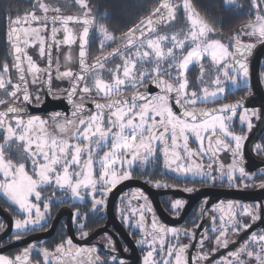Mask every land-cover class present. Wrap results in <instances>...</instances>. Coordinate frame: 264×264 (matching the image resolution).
Masks as SVG:
<instances>
[{"label": "snow or ice", "instance_id": "6c2138e0", "mask_svg": "<svg viewBox=\"0 0 264 264\" xmlns=\"http://www.w3.org/2000/svg\"><path fill=\"white\" fill-rule=\"evenodd\" d=\"M81 8L85 9L83 17L61 16L58 7H50L48 4L38 0V8L44 13L42 16L32 12L23 18L17 17L11 23L15 26L9 29L7 34L8 42L12 48V68L17 73V82L13 83L8 76L9 65H3L0 72V90L10 97L12 103L21 101L29 104L32 96L29 86L37 87L39 92L45 81L42 77L47 74L48 92L51 93V66L53 45L59 49L63 45L71 46L77 42V37L67 26L70 21L82 22L84 27L79 35V64L80 71L73 73L69 68L66 71H59L57 63V78H67L71 81V90L67 92L68 103L73 106L71 116L59 111L50 114L49 120L40 116L28 115L25 108L7 106L0 111V131L4 135V144L0 145V191L18 207L24 214V219L15 220L14 227L18 235L15 240H21L22 234L28 230H34L36 226L46 223V214L49 210V203L45 201L42 190L45 187H55L67 193H71L73 199L82 200L81 189L90 190L92 195L93 209L96 205L105 203V197L122 181L130 179L131 169L134 162L140 160L147 162L155 159L158 154L164 158L166 168L181 174L185 177L200 178L215 182L216 175L212 174L213 164L217 162V155L221 151L231 152L233 163L225 173L223 165L216 169L220 177L227 176L229 181L234 179V173L239 171L240 175L247 177L241 163L242 140L246 137L236 135L229 130L231 115H224L235 110L240 104H225L210 112L197 110L194 105L198 100L207 102L209 98H216L218 93L225 89L220 87V76L217 75L211 84L215 85L214 91H209L205 86L202 89L203 95L198 96L195 91H188L189 81L186 72L189 66L199 63L202 59L208 58L217 66L219 72L230 80L234 85L240 83L243 78L247 86L249 66L247 57L250 55L255 43H245L241 36L255 38L258 43L264 44V0H251L252 8L256 10V18L253 23L245 27L249 31H241L235 38L229 50V45L219 40L209 39V33L213 29L199 17L190 4V0H183L181 4H174L172 0H162L147 18L140 21L134 29H130L121 39L126 43L109 54V57H98L95 64L86 63L87 45L89 42V28L93 24L90 16V9L86 0H76ZM183 7L186 13L187 30H181L171 35H159L158 26L170 25L176 19L177 10ZM54 14L49 17L48 13ZM51 20L53 27L51 35L46 39L42 32L47 30V23ZM43 25L44 27H31L32 24ZM63 25V39H57V29L54 25ZM27 24L28 27H22ZM21 26V27H16ZM100 34L105 40L111 41L115 37L109 35L103 26H100ZM139 32L137 36L136 33ZM183 36V38H180ZM39 46V56L47 57V67L41 68L38 63L28 54V49ZM170 45V46H168ZM103 46V44L101 45ZM186 46H190L187 54H183ZM134 50V51H133ZM124 52H128L125 56ZM180 53L177 55V53ZM118 54L121 63L113 68H105V61L112 55ZM65 61H71V54L65 56ZM152 67L141 70L142 65ZM201 73L204 68L201 66ZM106 71L110 79H105L102 73ZM167 76L168 79L164 77ZM145 79L155 84L160 91L156 94L137 92L131 98L123 95L122 89L128 85L136 87L143 86ZM90 81V82H89ZM203 83V80L201 81ZM82 85V87H81ZM12 91H8V87ZM79 96L77 97V91ZM102 96L107 98L105 102H98L92 99L91 102L95 111L85 108L86 97ZM39 100V96H36ZM179 106V113L173 111V102ZM9 101L0 99V105H8ZM88 113L87 115L85 113ZM256 110L244 109L240 115V121H247L251 129V117H256ZM27 116V119L24 117ZM54 126L55 133L49 131ZM219 133V135H218ZM190 138L198 143V150H193L189 141ZM227 138L235 141V147L226 142ZM13 140L23 141L25 152L21 154L22 159L29 160L31 172L26 170L25 163H13L5 155V147ZM110 145V147H109ZM34 146V147H33ZM102 147H109L102 157H99V150ZM261 149L260 145L256 146ZM207 156L212 163L204 166L200 161ZM98 157V159H97ZM159 183L156 187H160ZM264 188V183L260 185ZM187 192L194 189L187 188ZM99 194L100 199L96 198ZM143 197V194L141 193ZM147 199V197H143ZM34 201V202H33ZM43 203V210L41 209ZM183 207V202L176 200L172 204L173 209ZM237 205L231 202L226 210L220 207L221 215L220 228H213L219 232L216 236L218 247H227L229 241L222 239L228 228L231 226L233 233L241 229L247 230L250 224H241L236 220L237 215L249 216L253 221L260 219L259 210H264V205L256 204L255 207L244 205L243 212L237 213ZM145 211L152 212L150 207L141 204L138 208L121 210V218L133 229H139L143 238L137 239L136 244L146 247L142 264H189L186 251L187 245L168 244L169 238H179L181 233L195 239L192 231H183L174 227H167L159 223L153 215L150 226L146 225ZM138 219H130L136 217ZM77 216L78 213H74ZM215 224L216 217H213ZM3 225H0L2 228ZM83 227V225H81ZM87 236L88 233H82ZM209 237L205 235L200 240V247L203 248L204 241ZM111 251L115 252L114 243L109 237ZM34 244L24 248L21 253L10 257L0 254V264H31L30 253ZM254 247L255 251L248 250ZM127 251V249H125ZM216 251L215 248L212 249ZM249 259L254 258L256 264H264V232H253L248 240L241 247L229 256L234 259L222 258L218 264H248L241 259L243 253ZM45 264L49 257L58 261V264H107L97 255V249L74 248L72 239L62 242L55 249V254L49 253L47 249L42 250ZM58 254V255H57ZM87 255V259L78 260V257ZM157 256L160 259H157ZM67 258V259H66ZM116 260L115 256L110 258ZM198 261H205L210 264L207 254H199L193 258V264ZM119 264H124L121 259Z\"/></svg>", "mask_w": 264, "mask_h": 264}, {"label": "flooded vegetation", "instance_id": "af4514ba", "mask_svg": "<svg viewBox=\"0 0 264 264\" xmlns=\"http://www.w3.org/2000/svg\"><path fill=\"white\" fill-rule=\"evenodd\" d=\"M94 22L95 18L93 24ZM78 27L80 30L81 25H78ZM91 29L90 31H92ZM241 31L242 30H240L239 33ZM227 33L228 32H215V40H219L221 43L226 44L223 38ZM46 36L47 30L45 31V37ZM240 39L245 43L256 44V47L252 49L250 55L247 57L249 66L247 86L244 85L243 78L240 79L239 84L234 85L230 80L224 77L219 70H215V76L212 75L211 72L205 73V70L202 74L200 70L201 66L197 64L189 66L186 76L189 81L188 91H195L198 96H201L200 92L204 86H213L211 81L214 80L217 75L220 76V86L225 89L221 95H217L216 98L209 99L207 102L198 100L194 105L197 110L205 111L211 107L217 109L225 104H236L240 102L235 110V115H232L231 111H226L223 114L232 116L231 121L228 122L229 130L236 135L246 137V139L241 142L242 159L238 167H243L245 169V172L248 173L247 177L241 176L239 171H236L234 173V179L229 181L226 175L224 178H221L220 173L216 171L221 165H223L225 173L229 170V166L233 163L231 152L221 151L218 153L217 162L213 164V169L211 170L212 174L217 176L215 182L177 174L166 168L163 156L158 154L155 159L150 158L147 162H142L140 160L134 162L131 169H129L131 172L130 179L118 184L104 198L105 203L96 205L95 209H93L92 195L89 194L90 190L81 189L80 191L83 199L76 200L72 198L70 192L66 194L58 188L51 186L43 188L42 195L45 201L50 205L48 213L46 214V223L42 222V226H36L34 230L30 229L24 232L21 240H15V236L20 233L15 229L14 223L17 219L23 220L24 214H22L15 205L8 202L3 197V191H0V208L4 211L3 213L5 215L4 217L0 216V225H3V227L0 228V250L6 249V251L1 254L14 257L30 244H34L35 247L30 253L31 264H45L42 250L47 249L49 253L55 254L56 247L71 238L74 248H91L94 246L97 249V255H99L102 260L106 261L107 264H119L121 259L124 260V264H142V258L147 248L138 246L136 240L142 239L143 236L139 229L131 228L128 223L122 220L121 210L138 208L143 204L152 209L150 213L145 211L146 225L150 226L154 215L159 223L167 227L181 229L182 232L192 231L195 233V239L186 237L181 233L178 239L169 238L167 240L168 244H182L188 246L185 255L189 260V264H193V258L202 253L209 256L210 264H218L222 258L226 260L234 259L229 256V253L236 252L241 245L248 240L251 233L264 232V210L258 211L260 219L255 221L249 216L237 215L236 220L239 221V223L251 225L247 230L241 229L238 233H233L231 231V226L225 225L228 231L222 239H227L229 241L226 248L216 245V236L219 235V232L213 231L214 227L220 228L219 217L221 213L218 210L220 207H224L226 210L227 205L231 202L237 205L235 210L237 213H240L243 212L244 205L253 207H255L256 204L264 205V188L260 187V185L264 183V44L258 43L255 38H249L247 36H241ZM123 42L125 41L120 42L118 45ZM118 45L109 47L101 53H92L93 55L87 52L88 62L114 50ZM189 49L190 48L183 51V54L186 55ZM229 50L234 51L231 46H229ZM124 55L127 56L128 52H124ZM120 63L121 58L116 54L105 61V68H113ZM201 65L204 68V65ZM151 67L152 65L148 64L140 66L141 70L146 68L150 69ZM70 68L73 73H75L77 68V42L75 58L71 62ZM216 68L217 66L215 65V69ZM254 69H256V73L253 72ZM102 75L105 79H110L106 71H104ZM164 78L168 79L167 76ZM42 79L45 81L44 76ZM202 80L203 83L201 82ZM13 83H16V81ZM149 84L150 81L145 79L143 86L137 85L136 87H132L128 85L122 89V93L131 98V96L137 92H144L145 88L148 92ZM70 86L71 81L69 79L57 78L52 63V94L46 91L45 83L40 87L39 92H37V87L39 86L30 85L29 92L32 96L31 105L32 107L38 106L39 111H26L27 114L40 116L45 120H49L50 114L57 111L71 116L73 106L68 103L66 97ZM256 87L257 90H255ZM10 90L12 89L9 86L8 91ZM159 91L160 89L156 85L154 89L151 90L153 94ZM37 95L39 96V100L36 99ZM78 96L79 90L77 91V97ZM6 98L9 99V104L0 107V111L4 110L9 105L28 110V105H25L21 101H16L15 104H13L10 97L6 96ZM93 98L97 101H105L107 99L102 96H95V94H93L92 97H86V109L88 103L91 102ZM172 103L173 111L179 113V106L175 105L174 101ZM245 108L256 110L258 114L256 117H251V129L248 128L247 121L243 123L240 121V115L244 112ZM85 114L87 115L88 113L86 112ZM49 124H52L51 120H49ZM49 131L55 133L57 130L52 126L49 128ZM226 142L235 147V141L231 138H227ZM3 144L4 135L3 132L0 131V145ZM189 145L193 150H198L199 148L194 138H190ZM257 145L261 146L260 150H257ZM109 147H102L99 150V157H102L104 152L109 150ZM22 153L26 155L23 141L13 140L5 147V155L8 159H11L13 163L17 164L25 163L26 170L31 172V163L29 160L21 158ZM200 162L204 166L212 163L207 156ZM157 183L161 186L156 187ZM187 188H192L194 191L187 192L185 191ZM141 193L143 197H147L146 200L143 199ZM96 198L100 199L99 194H96ZM176 200L182 201L183 207L173 209L172 204ZM40 206L43 210V203H41ZM74 213H78V215L74 216ZM213 217H216L215 224L213 223ZM130 219H138V214L136 217L130 215ZM81 225H83V227H81ZM84 232L88 233V235L83 236L82 233ZM205 235L209 238L204 241L203 248L201 249L200 240ZM109 237L114 243L115 252L111 251ZM213 248L216 249L215 252L212 251ZM125 249H127V251H125ZM248 250L255 251L256 249L254 247H249ZM112 256L116 257L115 261L110 259ZM77 259L86 260L87 255L85 254L82 258L78 257ZM157 259H160V257L157 256ZM241 259L246 260L248 264H256L255 259H249L246 252L241 255ZM47 264H58V261L53 260L50 256ZM71 264H75V262H71ZM197 264H206V262L198 261Z\"/></svg>", "mask_w": 264, "mask_h": 264}, {"label": "trees", "instance_id": "16d2710c", "mask_svg": "<svg viewBox=\"0 0 264 264\" xmlns=\"http://www.w3.org/2000/svg\"><path fill=\"white\" fill-rule=\"evenodd\" d=\"M239 1L240 9L226 6L224 0H190V4L199 17L213 29L208 38L215 39V32H230L256 16L251 0ZM42 2L69 13L84 14L86 11L76 3V0H42ZM86 3L91 10L90 15L103 24L107 31L115 35L125 33L136 26L150 15L158 4L156 0H86ZM32 12H41L38 8V0H0V72L3 71V65L7 63L9 65L8 76L13 82L15 77L10 43L7 39L8 24L16 16L28 15ZM182 23V10L178 9L172 26L176 24L180 28ZM89 45L88 42L87 52L90 50Z\"/></svg>", "mask_w": 264, "mask_h": 264}, {"label": "rangeland", "instance_id": "374dc122", "mask_svg": "<svg viewBox=\"0 0 264 264\" xmlns=\"http://www.w3.org/2000/svg\"><path fill=\"white\" fill-rule=\"evenodd\" d=\"M156 1L158 2L157 6H156V8H157V7L160 6L161 0H156ZM239 2H240L239 0H224V4L226 6H231V7H234L236 9H240V7H241V6H239L240 5ZM172 3H174V4H181L182 5L183 0H172ZM156 8H154L151 11V13ZM179 9L182 10V17H183V23L182 24L183 25L180 28H178L176 26V24H174V26H172V22H173L172 21L170 23V25H164L161 29L158 30V34L159 35H165V34L171 35V34H173L175 32H180L181 30H184V31L187 30L186 13L184 12L183 7L179 8ZM36 14H44V13L41 11V12L36 13ZM59 14H74V13H69L67 11H61V12H59ZM255 18H256V16L252 20H247V22H244L241 25H239V27H237L238 29L236 28L235 30H232V31L228 32L227 34H225L223 39H225L224 41L226 42V44L229 45V46H231L232 43H234V38L238 35V33H239L240 30L249 31V29H247L245 26L248 25V24H250V23H253L255 21ZM139 24H140V22L137 25H139ZM67 26L73 31V33L77 37L78 31H79L78 25H67ZM100 26H103L104 29H106V27L103 24H101L99 21L95 20V22L93 24V27L91 29L92 31H90V34H89V44H90L89 45V49H90L89 50V54L90 55L97 54V53H101L102 51H104L105 49H107L109 47H114V46L118 45L120 42L123 41L121 39V37H123L125 34H127L129 32V30H130L129 29L127 32L122 33V34L115 35V34L109 32V31H107V29H106V31H107V33L109 35H112V36L115 37L114 40L107 41L100 34V31H99L100 30ZM136 26L132 27L131 29H134ZM22 27H28V26H22ZM31 27H43V25L31 26ZM56 28L57 29H61V31H59L57 33V39L58 40H62L63 39V36H64V33L62 31L63 25H57ZM41 34L45 36V32H42ZM180 38H183V36H181ZM102 44H103V46H101ZM168 46H170V45H168ZM188 48H190V46H186L183 51L187 50ZM27 51H28V54L31 55L33 57V59L38 63V65L41 68H43L44 67V58H41L39 56V46H38V44H37L36 47H31ZM75 51H76V43H74L70 47L67 46V45H63L59 49H57L56 46L54 45V48H53V67H54V73L56 75H57V71H56V69H57V63L59 64V71L60 72H63V71L68 70L70 68L71 62L75 58ZM69 54H71V61L70 62L65 61V56H67ZM179 54L180 53L178 52L177 55H179ZM194 64H197L198 66H202L201 64H203L204 65V70L206 71L205 73L211 72V74L214 75V76H215V70H218V68L215 69V65L208 58H204L199 63H194ZM207 87L209 88V91H214L215 90V85H213V86H207ZM10 91H12V90H10ZM200 94H201V96L203 95L202 90H201ZM221 94L222 93H218V95H221ZM0 99H5V100H8L9 101V99L6 98V95L3 93V90H0ZM209 99H212V98H209ZM2 106H4V105H0V107H2ZM24 118L27 119V116H25ZM3 195H4L3 197L8 202H10L11 204H13L8 199V197L5 196L4 193H3ZM76 200H79V199H76ZM17 209H18V207H17Z\"/></svg>", "mask_w": 264, "mask_h": 264}, {"label": "water", "instance_id": "95a60500", "mask_svg": "<svg viewBox=\"0 0 264 264\" xmlns=\"http://www.w3.org/2000/svg\"><path fill=\"white\" fill-rule=\"evenodd\" d=\"M161 2H162V0H161ZM160 4H161V3H160ZM53 14H54V13H48L49 17H51ZM58 14H59V13H58ZM36 15H38V16H42V15H44V14H36ZM59 15H61V16H74V17H76V16L83 17V16H84V15H80V14H59ZM24 16H26V15L16 16V17L12 18L11 21H15V20L17 19V17L23 18ZM89 18L92 19V21H94V17H93V16L90 15ZM11 21H10L9 24H8V32H9V29H10L11 27L15 26V25H13V24L11 23ZM57 25H62V24L57 23V24L54 25V26L56 27ZM68 25H81V29L79 30V33H78V37H79V35H80V34L82 33V31H83V27H84L83 23H82V22H72V21H70V22L68 23ZM22 26H29V25L24 24V25H22ZM31 26H38V25L34 23V24H32ZM91 26H92V25H91ZM91 26H90V28H89V32H90ZM163 26H164V25H160V26H158V30L161 29ZM16 27H21V26H16ZM52 27H53V24L51 23V20L49 19V21H48V23H47V36H46V39H49V38H50V35H51V28H52ZM136 35L138 36V35H139V32H137ZM125 43H126V41L123 42L122 44L118 45L115 49L122 47ZM260 48L263 49L262 47H260ZM115 49H114V50H115ZM114 50H112V51H110V52H108V53H106V54H104V55H102V56H100V57H109V54L114 53ZM10 51H11V58H12V48H11V45H10ZM52 51H53V48H52ZM79 51H80V45H79V39L77 38V68H76L75 73H78V72L80 71V64H79ZM112 56H114V55H112ZM112 56H111V57H112ZM96 60H97V58L94 59V60H92V61H90V62H88V60H87V55H86V63H87V64H89V65H91V64H95V63H96ZM12 63H13V59H12ZM45 67H47V57H45V66H44V68H45ZM13 71H14L15 81L17 82V79H16V78H17V73H16V71H15L14 68H13ZM253 72L256 73V69H254ZM51 76H52V66H51ZM44 79H45L46 91L48 92L47 74L44 75ZM257 84H258V83H257ZM253 85H254V84H253ZM154 86H155V84L150 83L149 86H148V90H149V91H148L147 93L153 94V93L151 92V90L154 89ZM254 87H255V86H254ZM257 87H258V85H257ZM257 87H256L255 90H257ZM70 90H71V86H70L69 91H70ZM66 97H67V95H66ZM98 102H102V103H103V102H105V101H98ZM27 105H28V110H26L27 112H36V111H39V107H38V106H33V107H32L31 102H30L29 104H27ZM87 109H90L91 111L95 110V107H94V105L92 104V102H89V103H88V105H87ZM213 109H215V107L208 108V109H206L205 111H209V112H210V111L213 110ZM3 212H4V211H2L1 208H0V216H2V217L5 216ZM5 251H6V249H2V250H0V254L3 253V252H5Z\"/></svg>", "mask_w": 264, "mask_h": 264}]
</instances>
